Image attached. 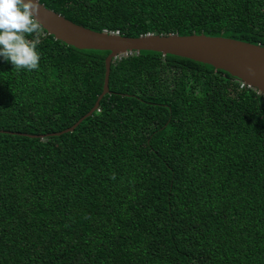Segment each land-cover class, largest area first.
<instances>
[{
    "label": "trees",
    "instance_id": "1",
    "mask_svg": "<svg viewBox=\"0 0 264 264\" xmlns=\"http://www.w3.org/2000/svg\"><path fill=\"white\" fill-rule=\"evenodd\" d=\"M38 1L95 31L264 46V0ZM38 47V71L0 57V264H264V95L132 51L57 135L94 106L109 51L43 28Z\"/></svg>",
    "mask_w": 264,
    "mask_h": 264
},
{
    "label": "water",
    "instance_id": "2",
    "mask_svg": "<svg viewBox=\"0 0 264 264\" xmlns=\"http://www.w3.org/2000/svg\"><path fill=\"white\" fill-rule=\"evenodd\" d=\"M42 28L55 39L77 49L106 50L102 92L94 106L71 127L53 134L73 131L98 107L101 98L109 92L110 64L118 54L126 51H157L211 65L236 77L264 95V46L223 36L204 34L179 35L176 33L144 34L136 37L95 31L76 24L39 2ZM251 69V71H249ZM42 137L43 135H39Z\"/></svg>",
    "mask_w": 264,
    "mask_h": 264
},
{
    "label": "clouds",
    "instance_id": "3",
    "mask_svg": "<svg viewBox=\"0 0 264 264\" xmlns=\"http://www.w3.org/2000/svg\"><path fill=\"white\" fill-rule=\"evenodd\" d=\"M39 16L38 0H0V57L18 72L40 68L38 46L42 23Z\"/></svg>",
    "mask_w": 264,
    "mask_h": 264
},
{
    "label": "built area",
    "instance_id": "4",
    "mask_svg": "<svg viewBox=\"0 0 264 264\" xmlns=\"http://www.w3.org/2000/svg\"><path fill=\"white\" fill-rule=\"evenodd\" d=\"M103 31L108 32V33H113V34H119V31H118V30H115V31H108V30L104 29ZM135 52H137V51H135ZM131 53H132L131 50H130V51H126V52H124V53H122V54H118V55H116V56L114 57V59H119V58H121L122 56H126V55L131 54ZM243 86L250 87L249 85H246V84H244V83L241 81V83H240V87H243Z\"/></svg>",
    "mask_w": 264,
    "mask_h": 264
}]
</instances>
